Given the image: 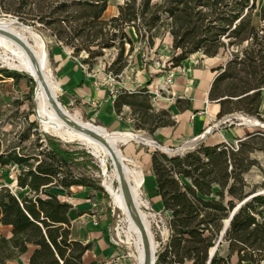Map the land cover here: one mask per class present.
<instances>
[{"label": "trees", "instance_id": "obj_1", "mask_svg": "<svg viewBox=\"0 0 264 264\" xmlns=\"http://www.w3.org/2000/svg\"><path fill=\"white\" fill-rule=\"evenodd\" d=\"M123 0L117 14L104 18L108 0H0V14L17 17L23 24L44 31L53 44L71 51L73 58L82 53L81 65L89 69L106 50L116 51L109 63L110 74L117 79L127 65L124 58L133 51L126 29H132L143 48L153 46L166 34L171 37L170 67L180 66L190 55L216 56L220 50L236 47L215 77L208 94L220 106L218 119L231 114L251 116L264 124L260 113L264 90V0ZM3 78L20 75L0 71ZM128 105L136 116V129L148 133L172 125L165 112L155 113L148 103L145 88L120 91L113 100L119 113ZM1 107V102H0ZM152 121L149 128L142 123ZM30 129L36 128L34 122ZM22 133L20 143L28 139ZM30 152L19 145L11 147L0 137V167H20L17 187L28 189L22 199L8 188L0 189V224L10 226L11 237L0 236V264L18 259L32 247L26 264H83V256L92 243L78 240L71 230L68 213L71 206L58 200L52 189L68 193L72 187L99 191L87 176L75 174V167L88 154L63 149L48 135L32 134ZM264 155V131H255L237 142L199 147L176 157L155 150L150 170L166 221L167 240L156 255L155 264H226L236 253L240 264H261L264 260V184L249 188L244 181L252 163L249 155ZM258 194V195H255ZM248 201L244 202L250 196ZM235 212L222 236L228 255L209 261L214 247L233 210ZM221 244V243H219ZM219 247V246H218Z\"/></svg>", "mask_w": 264, "mask_h": 264}, {"label": "crops", "instance_id": "obj_2", "mask_svg": "<svg viewBox=\"0 0 264 264\" xmlns=\"http://www.w3.org/2000/svg\"><path fill=\"white\" fill-rule=\"evenodd\" d=\"M130 30L133 32L132 29ZM153 45V49H157V47L158 49L153 50L150 56L142 53L146 49L143 47L139 52L140 56L130 55V60L121 72L119 89L131 93L145 88L151 108L155 113L165 112L172 125L158 127L151 134L136 129V116L132 114L130 106L122 105L119 113L114 110L113 100L120 91H112L111 88L90 83L92 80L85 79L84 72L76 64L70 72L64 73L62 81L66 84L65 93L67 96L72 95L76 98L78 106L87 111L85 113L92 120L97 119L103 124V127L96 126L99 130L109 133L143 132L140 134L141 136H148V140L164 148H174L197 137H200L197 143L200 142L207 146L222 143L234 144L255 132L253 129L255 125H248L236 118L230 119L234 114L218 119L220 106L215 101L208 99L212 83L219 73L218 69L223 68L227 62L223 54L218 53L213 57H206L201 53L190 55L180 66L173 67L175 78L170 88L160 91L159 78L165 74L168 68L172 69L168 65L172 45L171 37L166 34L164 37L156 39ZM138 57L140 58L138 59ZM83 105L85 106L82 107ZM260 113L264 117V90L262 91ZM153 148L155 149V147ZM126 151L129 157L137 159L136 162L143 170L142 173L145 172V175L143 174L145 184H150L153 190V203L156 208L159 207L162 211L160 197L156 193L154 177L150 170V158L153 151L136 150L132 144L126 148ZM8 167L12 171V174L8 176L11 180L10 192L16 198H18L16 194L19 193L18 195L22 199L28 194V189L17 187L16 177L19 168L10 165L0 167V171ZM1 188H8V179H0ZM52 191L58 200L71 206L68 218L72 234L83 243H92V249L83 256V264H98L112 257L115 247L112 246L110 240L106 215L101 216L104 211L102 204L92 202L90 197L85 194L84 187H72L66 195H64L66 191L63 189L54 188ZM75 230L76 234H74ZM11 231L10 226L0 224V236L10 238ZM32 251L33 248L30 247L27 253L8 264H26ZM227 255L228 246L225 244L223 250H218V256L226 259ZM226 264H240L236 253L227 258ZM261 264H264V260Z\"/></svg>", "mask_w": 264, "mask_h": 264}, {"label": "rangeland", "instance_id": "obj_3", "mask_svg": "<svg viewBox=\"0 0 264 264\" xmlns=\"http://www.w3.org/2000/svg\"><path fill=\"white\" fill-rule=\"evenodd\" d=\"M261 0L259 1V3ZM123 4V0H108V7L104 14L105 19H109L111 17H114L117 14V8L118 6ZM3 18L8 19H17V17L12 16L10 14H0V20ZM23 24V23H22ZM26 25V24H24ZM29 26V25H26ZM32 31H34L42 40L44 44V50L46 53V57L48 60V67L50 70L51 78L53 84L58 87L56 92V102H57V111L62 115V113L65 111L68 115V119L71 120L74 123L83 124V123H89L94 126H102L103 124L97 120H92L89 115H87L83 108H80L78 106V101L76 98H74L72 95H68L65 93V86L63 76L64 73L70 72L71 68L75 66V64L80 67V69L84 72L83 75L85 79L88 80L90 78L92 81L90 83L92 84H100L103 87L111 88L112 91L116 90L117 92L120 91L119 86H121V79L119 76L114 78L111 76V72L109 70V63L114 59L116 51L114 49L106 50L104 52V55L96 60V63L92 66L91 69H89L86 65H81L79 60L86 57L85 53H82L79 58H73L68 49H62L58 46H55L49 36L42 30H40L38 27H32L29 26ZM17 31L18 29L15 28ZM126 32L128 36L133 41V51L130 54L134 57V55L140 56V50L142 48V44L140 42L136 41V37L134 36L133 32L130 29H126ZM20 34V32L18 33ZM154 44V43H153ZM154 46V45H153ZM153 46L146 47L145 51L142 53L144 55L150 56L152 54ZM126 52L124 54V58L127 60V62L130 60V55H127L128 45H125ZM236 51V47H228L220 50L219 53L223 54V56L226 58V60L231 59V53ZM70 52V53H69ZM172 52L169 54L168 59L171 57ZM140 57H138L139 59ZM7 70L9 72H16L20 76L17 79L12 78H3L0 80V137L4 144H8L11 147H15L19 145L21 148H27L30 152L33 151L31 149L32 143L34 141V136L32 134L38 133L39 136L42 135H48L50 138L55 140L63 149L66 150H76L79 152H84L85 154H88L90 156V159L86 156L80 155L79 161L89 160V163H85L83 165H79L75 167V174L77 175H84L92 179L95 184L100 188L99 191L91 190L89 188H85L86 195L90 197V200L93 202H100L102 204V208H104L103 213H101V216L105 214V219H107L108 228H109V234H110V240L113 245V240H116L119 244L118 251L119 255L123 257V260L126 264H136L135 263V251L132 245V241H127V238L125 236V233L122 231L126 230V225L122 221V215L121 212L116 209L111 201L110 196L104 189L103 185V178H102V166H101V159L102 155H98L93 152V150L84 144L81 140L72 138H60L56 134L44 131L40 123L38 122V119L36 118L34 110V94L36 85L35 82L25 73L18 72L15 70H10L6 67H4L3 64H1L0 61V71ZM1 77V75H0ZM54 80V81H53ZM110 82H108V81ZM118 82V84H116ZM111 86H110V85ZM116 84V85H115ZM66 94V95H65ZM83 105L82 107H84ZM245 117H251L242 115ZM259 121V120H258ZM34 122L36 124V128L30 129L29 125L30 123ZM260 122V121H259ZM261 123V122H260ZM152 124V121H147L146 123H142L145 128H149ZM263 127L261 126H255L253 127L254 131H264V124L261 123ZM99 129V128H98ZM29 131L28 139L21 142L19 141L22 133H25V131ZM145 131V130H142ZM104 132V131H103ZM143 132L135 133L132 132V134L139 135L140 137L148 138V136L140 135ZM130 139H123L119 141L117 144V151L120 154V156L123 158V163L126 166L127 170H139L143 176L145 175V172L142 173L143 170H141L140 164L136 162L137 159H133L132 157H129L126 151V148L129 145H133L136 147V150H144V151H155L158 149H154L153 147H150L148 145H144L142 143H139L134 140H130L129 143L126 144L127 141ZM200 142L196 143L194 146H191L189 148L180 150L183 154L197 148L200 146ZM183 144L174 147V148H168L171 150L179 149ZM233 147H237V142L234 144H231ZM163 146H160L162 148ZM160 151V150H158ZM161 152V151H160ZM162 153V152H161ZM249 160L252 163V166L250 170L244 174V181L246 184H248L249 188L259 187L262 184H264V155L259 151H254L249 155ZM107 163H106V171L108 175L112 178V186L116 188L118 186V183L116 180H114V163L111 162L110 156L106 157ZM141 161V158H140ZM14 166V165H11ZM20 170V167H18ZM12 174V171L10 170V167L2 169L0 171V179L5 180L8 179V188L10 190V179L8 176ZM143 193L144 197L149 202V207L153 213L156 214L157 220L160 222L159 229L155 228V224L157 221L153 220L151 224V228H149L150 233H152V240L154 243H156V251L155 256L162 250V248L165 245V242L167 240V226L166 221L169 216L168 213L162 212L159 207H155L153 203V190L151 189L150 184H145V180L143 177ZM124 189L127 188V183L122 184ZM259 193H264V188L258 190ZM19 194V193H18ZM16 194V196L20 198V195ZM66 195V193H64ZM140 212L143 213L145 217L146 211L141 208ZM149 218V217H148ZM151 221V219L149 218ZM226 220L223 222V227L225 225ZM154 223V225H153ZM223 229V228H222ZM164 233V235H163ZM76 234V230L75 233ZM220 236L218 237V240L216 241L214 247L217 245L216 250H223L226 242L222 240V238L219 240ZM219 241V242H218ZM221 243V244H219ZM219 246V247H218ZM157 257V256H156ZM109 260V258L107 259ZM107 260H104L98 264H105Z\"/></svg>", "mask_w": 264, "mask_h": 264}, {"label": "bare ground", "instance_id": "obj_4", "mask_svg": "<svg viewBox=\"0 0 264 264\" xmlns=\"http://www.w3.org/2000/svg\"><path fill=\"white\" fill-rule=\"evenodd\" d=\"M14 20V19H10ZM15 28L18 30L16 31ZM20 32V34H18ZM0 61L4 67L27 74L36 85L35 89V115L44 129L60 138H76L89 146L94 153L102 155V178L103 187L111 198L113 206L121 212L122 221L126 225L125 233L127 241H132L135 251V263L146 264L156 251V243L152 240V233L148 232L153 220L157 221L155 228L159 229L160 222L149 207V202L143 193V176L139 170L128 171L123 163V158L117 151V144L123 139H131L144 145L153 146V142L132 133L103 132L96 126L83 123H74L68 119L64 111L62 115L57 111L56 100L57 88L51 78L48 60L44 50L43 40L31 29L21 24H14L0 20ZM54 81V80H53ZM234 118L255 126L263 125L254 117H245L234 114ZM200 137L183 143L176 149L180 151L194 146ZM103 142L112 146V150L122 163H114V180L118 186H112V178L106 171L107 156L112 157L110 151ZM163 152L171 153L175 150L161 148ZM127 183L124 189L122 184ZM146 212L145 217L140 209ZM154 225V223H153ZM164 235V233H163Z\"/></svg>", "mask_w": 264, "mask_h": 264}, {"label": "water", "instance_id": "obj_5", "mask_svg": "<svg viewBox=\"0 0 264 264\" xmlns=\"http://www.w3.org/2000/svg\"><path fill=\"white\" fill-rule=\"evenodd\" d=\"M4 21H7V22H13L14 24L16 23V24H21V25H24V24H22L21 22H19L17 19H14V20H10V19H8V18H3V22ZM25 27H28L29 29H31L29 26H26V25H24ZM32 30V29H31ZM34 99H35V94H34ZM53 100H54V102H56V100H55V98H53ZM36 109H35V105H34V110H33V112L35 113L36 111H35ZM230 119H234V116H232ZM104 143V145L107 147V149H108V151H110V153L112 154V157H110V160H111V162L113 163V162H115V163H117L118 164V162L119 163H122V160H120L119 161V159L117 158V156L114 154V151L112 150V146H110V144H108L107 142H103ZM153 147H155V148H157V149H159L161 152H162V154H164V155H167V156H169V157H176V156H181V155H183V153L182 152H180V151H174V152H171V153H166V152H163V150L160 148V146L158 145V144H156V143H154L153 142ZM258 194H261V193H258ZM258 194H255V195H258ZM255 195H252V196H250L249 198H247L244 202H246V201H248L249 199H251L253 196H255ZM244 202H241L234 210H233V212L230 214V216H229V218L226 220V222H225V225H224V227H223V229H222V231H221V233H220V238H219V240L222 238V236H223V234L225 233V231L227 230V228H228V226H229V223H230V221H231V219H232V217L234 216V214H235V212H236V210L244 203ZM219 242V241H218ZM216 247H217V245L215 246V247H213L212 249H211V251L209 252V261H210V259L212 258V256L214 255V252H215V250H216ZM155 262H156V256H155V253L154 254H152V258H151V260L149 261V262H147L146 264H155Z\"/></svg>", "mask_w": 264, "mask_h": 264}, {"label": "built area", "instance_id": "obj_6", "mask_svg": "<svg viewBox=\"0 0 264 264\" xmlns=\"http://www.w3.org/2000/svg\"><path fill=\"white\" fill-rule=\"evenodd\" d=\"M175 78V69L168 68L165 71V74L159 78L158 80V87L160 91H166L170 88ZM113 245L115 247V250H118V242L116 240H113ZM105 264H126L123 260V257L119 255L118 251H115L114 255L109 258L105 262Z\"/></svg>", "mask_w": 264, "mask_h": 264}]
</instances>
